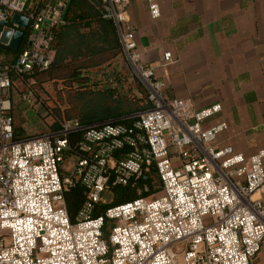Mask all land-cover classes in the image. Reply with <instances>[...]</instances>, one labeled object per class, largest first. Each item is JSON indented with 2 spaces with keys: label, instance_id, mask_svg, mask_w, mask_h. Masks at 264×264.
<instances>
[{
  "label": "built area",
  "instance_id": "2783aa9c",
  "mask_svg": "<svg viewBox=\"0 0 264 264\" xmlns=\"http://www.w3.org/2000/svg\"><path fill=\"white\" fill-rule=\"evenodd\" d=\"M32 1L0 0V31L21 30L26 41L18 59L0 67V264H257L264 246V149L246 159L215 146L227 123L204 125L221 113L220 104L196 110L190 100L164 96L166 85L144 64L131 25L134 0H100V8L117 27L151 109L129 125L70 121L58 132L16 139L13 77L50 68L55 31L71 2L48 0L27 14ZM147 2L151 18L159 19V0ZM16 14L28 18L27 29L11 23ZM164 58L173 62L170 53ZM71 156L77 161L67 175L62 167ZM155 175L159 191L150 186ZM77 186L86 199L72 222L65 193ZM116 188L137 197L105 202L103 194ZM101 205L109 207L95 216Z\"/></svg>",
  "mask_w": 264,
  "mask_h": 264
},
{
  "label": "crops",
  "instance_id": "0c3cea01",
  "mask_svg": "<svg viewBox=\"0 0 264 264\" xmlns=\"http://www.w3.org/2000/svg\"><path fill=\"white\" fill-rule=\"evenodd\" d=\"M159 5L157 20L147 0H134L129 15L144 64L166 85L164 96L190 100L196 110L220 104L221 113L204 125L227 123L214 145L255 156L264 149V0ZM256 263L264 264V246Z\"/></svg>",
  "mask_w": 264,
  "mask_h": 264
},
{
  "label": "trees",
  "instance_id": "16d2710c",
  "mask_svg": "<svg viewBox=\"0 0 264 264\" xmlns=\"http://www.w3.org/2000/svg\"><path fill=\"white\" fill-rule=\"evenodd\" d=\"M48 3V0H33L27 14L36 12ZM100 0H71L65 15L64 25L55 31L52 49L54 60L46 71H37L34 76L41 77L42 83H59L63 85L64 95L60 97L61 107L67 108L57 113L63 122H56L53 131L61 130L65 122L77 121L84 127L99 126L106 123L129 125L133 116L151 109L148 102L149 92L140 82L137 84L139 97L130 98L114 88L93 89L91 79L86 74L91 70L101 68L108 62L122 56L123 49L117 27L112 21L102 17ZM26 46V41L23 47ZM20 50H13L0 45V67L14 63ZM142 105V102H145ZM97 106V109H95ZM15 136L17 140H26L25 134L16 127V116L13 111ZM65 119V120H64ZM152 190H160V182L155 175L150 180ZM116 199L112 205L126 203L137 196L130 188L114 189ZM67 208L72 222L85 202L84 188L81 186L70 188L65 193ZM108 205L98 207L95 216L103 213Z\"/></svg>",
  "mask_w": 264,
  "mask_h": 264
},
{
  "label": "rangeland",
  "instance_id": "374dc122",
  "mask_svg": "<svg viewBox=\"0 0 264 264\" xmlns=\"http://www.w3.org/2000/svg\"><path fill=\"white\" fill-rule=\"evenodd\" d=\"M86 74L91 79L90 84L93 89L114 88L130 98H141L137 84L140 82L144 85V83L135 73L124 54L120 58L108 62L105 66L91 70ZM41 81V77L16 80L11 92L12 111L16 116V127L25 134L26 138L54 133L53 126L56 122H63V119L57 117V113L63 112L67 108L60 106V97L65 93L63 85L53 82L42 83ZM29 92L34 97L33 102L30 101L31 103L27 100ZM146 101L142 102L143 106ZM148 102H150L149 99ZM76 161V157L71 156L63 165V172L67 175L71 174ZM102 198L105 202L114 203L116 196L112 190L104 193ZM113 224V222L108 223V232ZM105 236L107 238L108 233Z\"/></svg>",
  "mask_w": 264,
  "mask_h": 264
},
{
  "label": "water",
  "instance_id": "95a60500",
  "mask_svg": "<svg viewBox=\"0 0 264 264\" xmlns=\"http://www.w3.org/2000/svg\"><path fill=\"white\" fill-rule=\"evenodd\" d=\"M11 23L17 25L22 29H27L29 20L23 15L16 14L13 16ZM24 42V32L21 30H13L10 27L4 28L0 31V45L13 49L20 50Z\"/></svg>",
  "mask_w": 264,
  "mask_h": 264
}]
</instances>
